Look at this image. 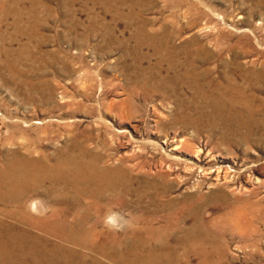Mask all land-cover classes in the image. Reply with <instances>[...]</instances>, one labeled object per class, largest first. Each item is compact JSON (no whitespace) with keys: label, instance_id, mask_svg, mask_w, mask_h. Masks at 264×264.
I'll return each mask as SVG.
<instances>
[{"label":"rangeland","instance_id":"obj_1","mask_svg":"<svg viewBox=\"0 0 264 264\" xmlns=\"http://www.w3.org/2000/svg\"><path fill=\"white\" fill-rule=\"evenodd\" d=\"M21 159L127 221L207 224L178 264H264V0H0V167Z\"/></svg>","mask_w":264,"mask_h":264},{"label":"bare ground","instance_id":"obj_2","mask_svg":"<svg viewBox=\"0 0 264 264\" xmlns=\"http://www.w3.org/2000/svg\"><path fill=\"white\" fill-rule=\"evenodd\" d=\"M19 162L0 167V193L5 197L0 207V264H178L175 248L184 255L206 254L204 245L209 243L210 233L207 224L193 221L181 228L179 224L185 222L182 215L174 220L166 218L157 225L132 214L129 224L117 221L123 224L120 230L109 229L101 224V217L105 218L108 212L102 210L108 209L100 202L104 193L115 190L95 186L91 178L83 179L81 172L72 175L79 181L82 178L81 188L68 192L54 189L65 185L61 174L50 173V168L45 173L28 174L24 170L26 161ZM72 169L65 167L64 174ZM47 175L57 177L43 191L48 199L45 201L39 194ZM13 193L16 195H10ZM28 199L33 200L28 203ZM50 203L49 215L28 216L30 205L41 214ZM173 203L167 202V207Z\"/></svg>","mask_w":264,"mask_h":264},{"label":"clouds","instance_id":"obj_3","mask_svg":"<svg viewBox=\"0 0 264 264\" xmlns=\"http://www.w3.org/2000/svg\"><path fill=\"white\" fill-rule=\"evenodd\" d=\"M29 210L32 211V212H36V209L34 206L30 205L29 206ZM47 209H45L46 211ZM123 221V223L126 225V224H129V221L125 220V218L122 216V214L118 213V212H115V211H109L105 218H104V224L106 227H108L109 229H112V228H119L121 227L122 225L118 224L117 221Z\"/></svg>","mask_w":264,"mask_h":264}]
</instances>
